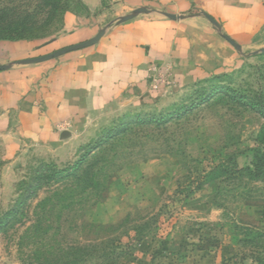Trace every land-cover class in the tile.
Listing matches in <instances>:
<instances>
[{
	"label": "rangeland",
	"instance_id": "obj_1",
	"mask_svg": "<svg viewBox=\"0 0 264 264\" xmlns=\"http://www.w3.org/2000/svg\"><path fill=\"white\" fill-rule=\"evenodd\" d=\"M110 8L0 0L33 42L68 14L89 24ZM155 75L152 93L92 121L74 158L28 151L8 165L0 154V217L23 201L0 231V264H264V172H235L264 153V53L194 85ZM213 84L221 91L200 104Z\"/></svg>",
	"mask_w": 264,
	"mask_h": 264
},
{
	"label": "crops",
	"instance_id": "obj_2",
	"mask_svg": "<svg viewBox=\"0 0 264 264\" xmlns=\"http://www.w3.org/2000/svg\"><path fill=\"white\" fill-rule=\"evenodd\" d=\"M104 1L111 8L89 24L66 15L64 29L50 40L0 41V154L6 164L28 151L39 152L45 163L74 158L92 121L139 93H152L156 71L182 87L264 53V0L83 3L94 11Z\"/></svg>",
	"mask_w": 264,
	"mask_h": 264
},
{
	"label": "trees",
	"instance_id": "obj_3",
	"mask_svg": "<svg viewBox=\"0 0 264 264\" xmlns=\"http://www.w3.org/2000/svg\"><path fill=\"white\" fill-rule=\"evenodd\" d=\"M6 12H8V10L6 11V9H0V41L25 40L26 33L29 30H31V26L28 25L26 18H23L19 15L17 16L12 15L10 17H7ZM213 80H217V78H214ZM212 86H214L215 88L206 92L205 97L201 96V98H198L200 104L209 100L210 97L221 91V89L218 87L219 85L213 84ZM230 99L232 102L244 104L243 100L241 99H237L234 97H230ZM252 106H253L252 108L255 107V105ZM260 114L264 116V112H261ZM256 160L257 162L253 165L252 169L246 168L243 170L242 169L236 170L235 172L238 174L245 173L250 177H256V178L262 177V174L264 172V153H262L261 155L258 153V157H256ZM22 203H23L22 200L17 201L14 204L13 208L2 214V216L0 217V231L6 226H8L10 223H12V221L15 220L17 215L20 214ZM79 263L80 261L74 260L71 264H79Z\"/></svg>",
	"mask_w": 264,
	"mask_h": 264
}]
</instances>
